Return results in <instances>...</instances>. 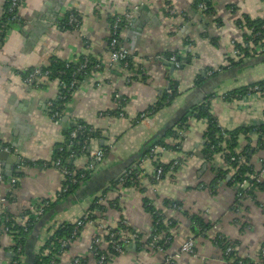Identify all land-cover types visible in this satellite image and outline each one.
<instances>
[{
	"label": "crops",
	"instance_id": "1",
	"mask_svg": "<svg viewBox=\"0 0 264 264\" xmlns=\"http://www.w3.org/2000/svg\"><path fill=\"white\" fill-rule=\"evenodd\" d=\"M6 1L0 0V25ZM207 3L209 12L201 14L195 0L20 2V23L7 27L0 44V146L18 160L0 163L4 172L0 197L5 199L4 209L18 223L32 213V203L54 204L30 237L32 244L25 247L27 252L36 253L57 225L73 222L102 197L99 204L106 207L105 212L81 228L56 264H71L74 258L86 260L83 264H96L88 250L97 226L115 228L120 221L139 232L143 240L138 242L145 245V250L136 251L132 244L134 248L104 264H167L168 256L170 264H225L222 248L212 241L214 236L231 243L243 264H262L264 188L249 182L243 187L228 184V177L212 182L222 161L215 158L207 162L202 156L203 122L190 121L179 144L173 136L163 140V147L154 143L211 94L225 97L264 80V59L257 61L264 58V35L254 45L246 25L249 21L262 22L264 27V0ZM69 12L78 16L79 29L60 26ZM128 12L133 13L132 21L119 34L129 57V67L125 68L111 63L108 42L111 21ZM235 46L253 56L232 68L229 64L238 60ZM172 54L181 58L179 69L171 68L167 61ZM84 59L96 62L101 69L91 71L79 82L62 119L52 120L49 110L57 98L58 81L45 78L32 86L22 75L57 61L76 64ZM208 71L217 75L209 77ZM173 85L179 95L162 103L166 90ZM116 96L125 101L121 109ZM209 104L221 128L247 130L239 135L236 153L249 151L247 162L244 160L251 174L258 173L264 166V103L212 99ZM148 111L152 115L138 123V116ZM78 122L96 134L89 147L105 149L106 154L87 181L64 200H58L64 177L53 167L52 159L67 130ZM154 146L157 149L150 157ZM140 159V185L116 184L118 177ZM175 161L179 166L174 171L158 182L152 180L157 167ZM72 162L78 169L86 165V158L82 155ZM5 166L12 177L20 174L17 186H13L16 182L11 184ZM145 201L162 216L165 225L171 226L166 231L170 243L163 253L145 243L153 229ZM166 202L178 203L179 209L166 207ZM194 216L212 229L201 233L194 225ZM188 239L194 241V257L180 252ZM12 245L9 237L0 239V264H11ZM101 248L106 246L102 244Z\"/></svg>",
	"mask_w": 264,
	"mask_h": 264
},
{
	"label": "trees",
	"instance_id": "2",
	"mask_svg": "<svg viewBox=\"0 0 264 264\" xmlns=\"http://www.w3.org/2000/svg\"><path fill=\"white\" fill-rule=\"evenodd\" d=\"M204 3L206 6V10L204 11H199L201 14H205L207 12H209V4L207 3V0H195V8L198 11V5L200 3ZM10 6V0L6 1L5 7H4V11H3V15H2V19H1V25H0V29L2 30V36H1V41L4 37V32L7 30V27L12 25V24H16V23H20L19 19L17 17V19L11 21V14L8 13V9ZM64 22L61 23V27L64 29H74L71 28L69 26H64V23H66L67 21V16L65 17V19L63 20ZM80 21V20H79ZM114 21V19L111 21ZM250 22V21H249ZM249 22L246 23L247 28L249 27L250 29V35L253 41V44L256 45L259 42H261V40L263 39V35H264V27H263V23L259 22V23H254L252 22L251 24H249ZM110 24V25H111ZM0 41V44H1ZM110 42V39H109ZM108 42V44H109ZM189 42H186V45ZM236 49L239 50L240 54H239V58L237 60V62H231L229 64L230 67L234 68L237 67L239 65H241L242 63L245 62L246 59L250 58L251 55L250 54H246L244 51H242V48H238L235 46ZM174 56L176 58V61L180 63L181 65V58H178L177 54H172L171 57ZM169 58V57H168ZM170 59V58H169ZM168 59V60H169ZM84 60L77 62L76 64L71 63V62H62V61H57L53 64H50L48 67L46 68H39L42 72H48V76L47 79L50 80H57L62 81L65 84H69V82L73 79V72L74 70L78 67V65H80ZM87 67L84 70V74H82L80 77H78V82L77 84L69 91V93H67L66 98L63 101H59L56 99V101L51 105L50 110H49V115L51 116V114L54 112L55 108L57 106H59V104H63V106L65 104H67L72 97V93L75 91L77 85L79 84L80 81H82L87 74H89L91 71L93 70H98L101 69V66L97 69H95L94 67L98 64H96V62H93L91 60H87ZM128 61V67H129V57L127 58ZM122 65V63H120ZM66 65H68L69 67H66ZM99 66V65H98ZM123 66V65H122ZM126 67V68H128ZM33 69L28 70L25 74L22 75V79L25 80L27 75L32 72ZM217 73H213V76H216ZM77 79V78H76ZM264 84V80L261 82H258V84H253V85H262ZM252 85V86H253ZM169 89H171V95L165 94L163 96V101L162 103H168L172 98H174L175 96H178V91L176 90V87L173 85V87H170ZM246 88H239L236 90H233L231 93H227L225 94V99H227L228 96H233L235 94H237L238 92H244ZM64 110V108H59L58 111L62 112ZM144 114L146 115H152L151 112H145ZM191 117L192 120L194 121H200L203 122V124H205V130L203 133V137H202V146H201V153L202 156L204 157V159L207 160V162H211L215 159V156L219 155L220 158L222 159V161L227 162V164L229 165V167L227 168H221L216 171V177H214L215 179L212 180V182L214 183L217 179L218 180H225L226 177L229 178L228 184H237L239 185L241 182H243L244 180H248L249 177L251 175V170H250V166H248L246 164L248 158H249V151H245L244 154H239L241 156H244L246 162H244V164H240L238 165V163L236 161L234 162H230V157H238V154H236V148L238 146V139H239V135L241 134H246L247 130L243 129V128H239L233 131H227L222 129L217 120L212 116L211 114V107L208 101H204L201 102L199 105L194 106L193 108H191V110H189L188 112H186V115L184 117H182L180 119V121L177 122V124L174 127H179L186 124V131L189 128V125H187V118ZM78 125H83L85 127V132L84 135L82 137L87 136V138L90 140H92L96 134L94 132H92V130L90 129V127L84 125L81 122H78ZM75 129V126L73 125L71 128H69L67 130V132L65 133V139L62 145H59L58 147H56L55 149V153L53 156L52 161H56L57 159H59L61 161L62 166L67 167L70 170H74V167L72 165V161L75 158L81 157L82 151H79L80 147L79 146H69V142L71 141L70 138V134L72 132V130ZM169 136H173V130H168L164 137L155 140L154 143L159 145V146H164L163 145V140L166 139ZM81 136H78L77 139L82 140ZM177 142L179 144V142L182 141L183 138L180 137H176ZM154 144V145H155ZM105 150V149H104ZM74 153L75 157L74 158H69L71 153ZM148 154L146 153L144 155V157L148 156ZM50 166V164H49ZM161 168H163V173H166L169 165L166 166H159ZM233 171V172H232ZM137 174V171H133L131 172L130 175H128V178H126L125 183L123 184V187H128V186H133L135 185L132 181H135L136 176L134 174ZM231 174V175H229ZM256 174V173H255ZM221 175V176H220ZM20 174L16 173L15 175H13L12 179L15 180L16 184H14L13 186H17V178H19ZM90 175H87L84 179H80L79 182H77L76 184L73 185H69L68 179L65 178L64 179V183L63 186L68 185L67 188V192L62 193L61 194V198H59L58 200L62 199L64 200L66 197H68L69 195L73 194L79 187L80 185L87 181L89 179ZM164 176V175H163ZM162 176V178H163ZM76 178H78V173L75 176ZM117 181V180H116ZM118 183V181L116 182V184ZM256 187L258 188H264L262 185H258V184H254ZM7 199H9L8 197H6ZM10 201V200H9ZM148 202L145 201V203H143L144 208L151 213L152 218H153V229H152V234L151 236H149L150 238L146 239L145 243H150V240L153 236L155 235H159V234H163V238L162 241H159L157 243L158 247H162L163 250H167L169 243H170V239L166 234V231L171 227L170 225H165L164 224V220L162 218V216H160L158 214V212L154 211V209L147 205ZM112 202H109V205H111ZM54 206V204H49L48 207H46L45 209V213L51 209ZM173 206H175L174 209L178 210L179 209V204L176 202H166V207H170L172 208ZM106 207L100 204H97L96 201H94L91 206L88 209V213L91 216V219H95V215H101L105 212ZM6 214H9L7 212L6 209H4L3 206H0V239L3 238V236L5 237H9L12 242V250L14 253L12 262L19 260L20 258L23 259L21 264H26L27 258H28V254H27V249L25 248L28 244V241L31 239L30 237L33 235V233H35V229H37V226L39 225V222L42 220V218H40L37 222H35L33 225H28L30 224L29 222H27L30 218L29 216L31 214L27 215V219L24 220L23 223H18L16 221L15 218L12 217V215H8L10 217V219L8 221L4 220V216H6ZM45 215V214H44ZM196 216L193 217V221H194V225H196L199 229V231L201 233H207L210 229H212L211 226H209V224L205 223L204 220L200 219V218H195ZM120 221L116 227V229H122V230H126L129 232H133L134 230L132 228H130L129 226L127 227H123L121 225ZM172 225V224H171ZM4 228L7 229V232H4ZM27 228V231L25 232L24 229ZM74 230V223L71 222H63L59 225H57L56 229L53 231L52 235H50V237L45 241V243L43 244L42 247L39 248V250L36 253H33L32 251V262L31 264H56L58 262L57 258H54L55 255H60L61 252H59L60 249V244H59V240H61L62 238H69L72 234ZM81 230V228H79L78 230V234L79 231ZM78 234L76 235V237H78ZM168 239V240H167ZM216 242L213 241V243L217 246H220L222 248V251L224 249V246H222L224 243H226V241L221 237L220 240H215ZM136 245V251H142L145 250L143 244H141L140 242H135ZM20 247V253H17L16 249L17 247ZM127 247L122 246V249L124 251L126 250ZM48 251V255L47 256H42V253L44 251ZM68 250L67 248H64V252H66ZM262 258V257H261ZM86 260H81V264H83ZM106 263V262H105ZM261 263L264 264V258L261 259Z\"/></svg>",
	"mask_w": 264,
	"mask_h": 264
},
{
	"label": "built area",
	"instance_id": "3",
	"mask_svg": "<svg viewBox=\"0 0 264 264\" xmlns=\"http://www.w3.org/2000/svg\"><path fill=\"white\" fill-rule=\"evenodd\" d=\"M21 1L22 0H10V6L8 9V13L12 15L10 19L11 21L17 19V8ZM136 9L137 8L135 6L133 10H136ZM204 10H206V6L204 3L201 2L198 5V11L201 12ZM132 18H133V13L128 12L124 16L115 17L114 21L110 25V42L108 44L110 61L112 64L122 63V65L125 68L128 67V61H127L128 52L121 45L119 41V34H120L121 29L126 28L130 25ZM66 25L71 28H74L75 30L79 29L80 21H79L78 16L74 12H69L67 14V21L66 23H64V26ZM1 36H2V30L0 29V41H1ZM239 54H240L239 50L234 48V55L239 58ZM250 55L253 56V54H250ZM169 62L173 64L175 69H179L181 66L180 63L176 61V58L174 56H172L169 59ZM87 63H88L87 59H84V61L80 65H78V67L73 72V75H72L73 79L69 82L68 85L63 83L62 81L58 82V94L56 98L57 100L63 101L66 98L67 93H69V91L77 84L78 77H80L82 74L85 73L84 70L87 67ZM66 67H69V66L66 65ZM94 68L97 69L99 68V66L96 65ZM213 73L214 72L212 71L211 72L208 71L206 75L210 77L213 75ZM47 76H48V72H42L40 69L35 68L32 70V72H30L27 75L24 82L28 85L33 86V85H36L40 80L47 78ZM166 94L171 95L172 94L171 89H167ZM212 99H216V100L237 99V100H242L247 104H251L252 102H258V101H261L262 103H264V84L253 85V86L247 87L244 92L241 91L233 96H228L227 99H225L224 96L217 97L216 95L211 94L207 101L209 102ZM115 102L117 106L119 107V109H121L125 101L123 99H120L118 96H116ZM65 107H66V104L64 106L63 104H59V106H57L54 112L51 114L50 116L51 119L54 121H60L62 119L64 110L62 112H59L58 109L59 108L65 109ZM249 110H253V108H250ZM119 116L120 117L124 116L121 111L119 113ZM149 117L150 115L148 116L142 113L140 116H138L137 122L139 123L142 120L149 118ZM190 121H192V119L189 116L186 122L187 125H189ZM74 126H75V129L72 130L70 134L71 141L69 142L68 147L69 146L71 147L79 146L80 147L79 151H82L83 156L86 158V165L81 166L78 169L74 168V170H70L67 167L62 166L61 161L59 159H57L53 163V167L63 175L64 179L65 178L68 179L69 185L76 184L77 182L80 181V179H84L87 175H90L95 170L96 166L100 162H102L106 154V150L104 149H91L89 147L90 141L87 138V136L82 137L85 132V127L83 125L74 124ZM185 127H186V124L180 126V128L179 127L173 128L174 129L173 137L175 138V140L177 139L176 137L184 138V135L186 133ZM78 136H81L82 140L77 139ZM156 149H157V146H154V148L150 152V157L152 156V154L155 152ZM74 157L75 155L72 152L69 158H74ZM215 158L219 159L220 156L217 155L215 156ZM220 160L222 161V159ZM234 161H236L238 165L244 164L245 162L244 157L239 154L237 158L230 157V162H234ZM141 162H142V159L134 163L130 169L123 172L117 179L118 183L120 185H123L125 183L126 178H128V175H130L131 172L137 171V169L140 168ZM178 166H179V161H175L171 163L166 173H170L174 171ZM227 167H229L227 162L222 161V168L225 169ZM162 169L163 168L161 167L156 168L155 174L152 178L154 182L160 181L162 179V176L166 175V173H163ZM77 173H78V178L75 177ZM134 175L136 176V179L135 181H132L133 183L135 182L134 183L135 185H133L132 187H138L140 185L139 175H137L136 173ZM3 177H4V172L0 165V181L3 179ZM247 182H249L252 185L258 184L264 187V166L258 173L251 175L248 180H244L243 182H241L239 186L243 187V185L246 184ZM14 183H15V180L12 179L11 184H14ZM67 188H68V185L63 186L59 194L57 195V197L61 198L60 197L61 194L67 192ZM102 199H103L102 197L98 198L96 200V203L99 204L102 201ZM4 204H5V199L0 197V206L4 207ZM48 206H49V202H45V201H41V202L38 201V202L32 203L31 205L32 213L29 216L30 219L27 221L30 223L28 225L29 226L33 225L40 218H42L45 214V209ZM174 208L175 206L172 207V209ZM8 215L9 214H6V216H4L5 221H8L10 219ZM92 222H93V219H91V216L88 212L79 214V216H77L75 220L71 222V223H74V230L71 236L69 238H62L61 240H59V244H60L59 252L61 253L60 255H55L54 258L59 259L60 256H62V254L64 253L63 251L64 248L69 247L76 240L77 238L76 235L78 234L79 228H82L86 224H91ZM121 225L123 227H127V224L124 221L121 222ZM97 228H98V232L96 235L93 236L92 241L89 244V250H88L90 255H92V257L95 259L96 264H104L105 262L109 261L113 257L126 253V251L122 249V246L127 247L126 250H128L129 246H131L132 244H135V242L137 241L143 240L142 237L139 235L138 231L129 232V231H126L125 229L124 230L116 229V227L111 228V227L105 226L104 224H99ZM24 231L26 232L27 228H25ZM4 232H7L6 228H4ZM162 238H163V234L153 236L150 240L149 247L153 250H157L158 252L163 253L164 250L162 249V247L157 246V243L159 241H162ZM220 239H221V236H214L212 241L216 242L215 240H220ZM102 244L106 246L105 249L101 248ZM222 246H224V249L222 252L224 255L225 264H243L240 260H238L234 252L235 251L234 246L231 243L226 242ZM194 247H195L194 241L192 239H188L181 246L180 252L194 257L195 256ZM16 251L17 253H20L19 246L17 247ZM47 255H48L47 250L42 253V256H47ZM260 255L262 258H264V244L261 247ZM81 260H82L81 258H74L71 264H81ZM22 261L23 259L20 258L19 260L11 262V264H21ZM165 263L170 264L171 257L169 256L166 257Z\"/></svg>",
	"mask_w": 264,
	"mask_h": 264
},
{
	"label": "water",
	"instance_id": "4",
	"mask_svg": "<svg viewBox=\"0 0 264 264\" xmlns=\"http://www.w3.org/2000/svg\"><path fill=\"white\" fill-rule=\"evenodd\" d=\"M263 59L264 58H262V59L258 58L257 61H262ZM167 61L169 62V60H167ZM245 65H247V63ZM170 66L172 68L173 64H170ZM17 161L18 160H17L16 156H12L10 153L5 151V149L2 148V146H0V163L5 162L7 164H11L12 162H16L17 163ZM5 170H8V172L6 174H7L8 178H11L12 174L9 171L10 168L8 166H5ZM91 201H93V199H91ZM31 244H32V239L29 240L28 246H31ZM134 247H135V245H131V246L128 247V249H132ZM27 254H28V258H27L26 264H31V262H32V258H31L32 257V252H30V250H28Z\"/></svg>",
	"mask_w": 264,
	"mask_h": 264
}]
</instances>
